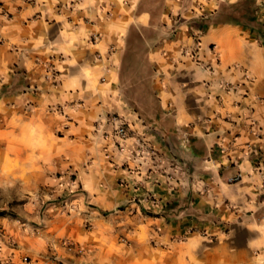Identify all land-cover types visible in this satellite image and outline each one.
I'll return each mask as SVG.
<instances>
[{
    "label": "crops",
    "instance_id": "1",
    "mask_svg": "<svg viewBox=\"0 0 264 264\" xmlns=\"http://www.w3.org/2000/svg\"><path fill=\"white\" fill-rule=\"evenodd\" d=\"M150 1L0 0V186L38 194L72 174L60 232L88 264H264V0L247 25L220 15L238 0L162 1L146 126L121 101L118 68L126 31L154 21ZM195 31L196 59L181 54ZM111 113L133 130L119 144L110 124L94 127ZM6 225L18 243L0 238V260L25 264L23 226Z\"/></svg>",
    "mask_w": 264,
    "mask_h": 264
},
{
    "label": "rangeland",
    "instance_id": "2",
    "mask_svg": "<svg viewBox=\"0 0 264 264\" xmlns=\"http://www.w3.org/2000/svg\"><path fill=\"white\" fill-rule=\"evenodd\" d=\"M162 1H150L151 14L154 21L149 26L135 25L126 31L125 49L121 55L118 68L121 101L127 111L132 115H137L139 121L146 126L148 125L147 115H154L155 101L150 89V71L144 55L149 37L155 39L159 33L158 30L161 23L159 16L163 10ZM252 2L253 0H238L235 4H224L220 8V15L224 19L240 20L244 25H247V21L251 18L253 12ZM166 16L180 18L179 13H172L171 10H168ZM204 16L206 17V15ZM164 25L161 23V26ZM54 110L56 111V109ZM141 115H144L146 119H140ZM118 123L125 124L127 136H130L133 130L117 113L109 114L103 122H95L94 127L98 128L99 125L110 124V132L105 131L103 135L110 133L113 137V126ZM148 130H150L149 126L145 131ZM154 137L155 140L157 139L158 142H161L159 136ZM142 145L144 149L141 155H145L143 158L148 157L150 159L153 155L152 150H149L148 146ZM7 158V156L3 157L4 160ZM167 158L170 162L172 161L168 155ZM10 169V165L6 166L3 163L0 171L3 173ZM55 175L57 176V184L41 189L38 194L23 192L17 184H1L0 238L7 239V245H16L18 242L4 236V228L2 227L7 223L8 225H17V227L23 226V232L26 235L23 242L28 249V252H25L22 258V262L25 264H88L83 261L84 251L86 250L84 245L67 238L63 231L60 232L61 229L67 228L73 223L72 219L75 216L73 211L75 203L70 199V196L79 190L71 184L74 176L64 171H56ZM54 188H57V190ZM21 222H23L22 225H20ZM89 227L88 220L81 221L80 228L83 232L87 231ZM191 232L199 235L206 234L204 230L195 228L189 229L187 233ZM29 237H35L36 239L32 241ZM118 238L126 242V250L129 251L127 244L130 240L124 235ZM182 239V237H178L176 240ZM35 241H38L39 245ZM36 244L39 246L38 249L35 247L37 246ZM61 250L66 254H70V256L62 254ZM0 263L14 264L4 260H0Z\"/></svg>",
    "mask_w": 264,
    "mask_h": 264
},
{
    "label": "built area",
    "instance_id": "3",
    "mask_svg": "<svg viewBox=\"0 0 264 264\" xmlns=\"http://www.w3.org/2000/svg\"><path fill=\"white\" fill-rule=\"evenodd\" d=\"M264 6V2H263ZM193 40L192 44L189 48L182 47L181 54L188 55L194 59L197 58V51L199 49V39H198V32H193L192 34ZM210 49H212V46H210ZM205 69L211 70V66L209 64L203 65ZM225 86H228L227 84H224ZM113 137L116 139V142L119 144V141H123L126 139L127 136V128L124 123H118L113 126ZM1 264V263H0Z\"/></svg>",
    "mask_w": 264,
    "mask_h": 264
},
{
    "label": "water",
    "instance_id": "4",
    "mask_svg": "<svg viewBox=\"0 0 264 264\" xmlns=\"http://www.w3.org/2000/svg\"><path fill=\"white\" fill-rule=\"evenodd\" d=\"M175 156L177 158H180V157L177 156V154ZM181 159H182V157H181ZM182 165H184V168H185V170L187 171L188 174H194L197 171V167L194 165V162L191 159H188L186 157L183 158Z\"/></svg>",
    "mask_w": 264,
    "mask_h": 264
}]
</instances>
